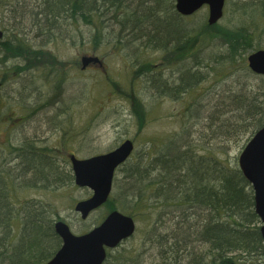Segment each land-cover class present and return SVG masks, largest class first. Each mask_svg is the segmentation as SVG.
<instances>
[{
  "label": "trees",
  "instance_id": "16d2710c",
  "mask_svg": "<svg viewBox=\"0 0 264 264\" xmlns=\"http://www.w3.org/2000/svg\"><path fill=\"white\" fill-rule=\"evenodd\" d=\"M36 8L41 17H36ZM36 8L23 13L33 21L28 25L35 26L32 33L52 35L53 40L58 38L55 33L62 31L59 28H70L67 36L75 42L70 35L73 27L81 38L82 27H86L94 45L92 53L98 52L107 37L123 50L141 42L163 56L172 54L177 61L175 52L185 49L184 58L193 59V63L183 65L179 76L163 78L162 69L150 70L151 63H143L141 76H151L150 83L154 82L159 96L164 93L178 99L204 84L209 76H216L217 82L236 77L213 97L206 90L201 98H192L184 107V117L189 119L184 129L161 143L155 156L128 160L106 205L133 218L150 216L155 205L171 206L174 220L181 211L178 223L182 228L186 221L187 228L182 238L168 239V248L159 256L161 264H184L185 260L189 264L264 262V239L251 184L237 163L220 157L221 145L215 149L217 153L210 154L214 148L210 150L196 136L198 126L212 130L215 125L213 138L222 143L219 137L223 136L231 142L247 134L251 138L264 125V78L252 76L247 65L249 53L264 49V0H238V20L232 26L220 22L209 25L201 19L188 28L180 21L190 16L177 12L175 0H37ZM62 21L68 25L63 26ZM50 26L55 27L54 33L45 29ZM206 47L212 51L200 53ZM16 48L6 47L12 52ZM23 48L37 49L28 41ZM240 74L260 77L261 85L240 82ZM60 78L65 76H57L54 83L58 94ZM30 140L22 143L27 150L24 155L12 153L14 157L8 158L17 161L11 168L5 166V158L0 160V264H46L62 245L55 231V222L61 218L54 206L36 198L21 202L15 193L17 185L55 190L74 184V175L59 157L32 147ZM201 148L206 153L201 154Z\"/></svg>",
  "mask_w": 264,
  "mask_h": 264
},
{
  "label": "rangeland",
  "instance_id": "374dc122",
  "mask_svg": "<svg viewBox=\"0 0 264 264\" xmlns=\"http://www.w3.org/2000/svg\"><path fill=\"white\" fill-rule=\"evenodd\" d=\"M237 3L238 0H230L227 3L224 17L220 20L221 24L232 26L237 22ZM36 6L37 0H0V23L9 30V35H12L11 30L14 26H28L33 22L24 17L23 13ZM37 8L36 17H41L40 9ZM208 13L209 8L205 5L189 18H181L180 22L187 28L196 26L201 19L207 20ZM62 22L63 26L68 25ZM82 28L83 38L80 33L74 32L73 27L70 35L74 37L75 42L70 41L67 36L70 28H59L62 31L55 33L58 38L53 39L52 43L46 44L48 40H42L35 45L36 48L46 47L38 57L34 54L26 61L22 59L20 63L0 64V79L5 82L2 92L3 106L0 111V160L6 159L7 168H11L17 162L8 160L14 157L12 153L15 150L12 144L33 137L37 141L32 140L36 142L32 147L55 154L66 169L71 168L70 153H75L79 158L88 157L108 151L127 138L135 141L132 161L140 157L146 159L147 156H155L161 143L173 139L177 132L184 129V123L189 121L184 117V107L192 98H201L206 90L210 97H213L217 89H221L228 81L236 78H224L217 82V77L213 75L209 76L204 84L178 99L164 93L159 96L153 87L154 82L150 83L151 76L149 78L141 76L145 71L143 63L149 61L150 70L162 69L163 78L179 76L178 71L183 65L193 63V59L184 58L185 49L177 54L175 52L180 63L185 60L179 65L177 63L179 61L170 53L163 56L160 51L145 48L141 42L140 45L131 43L130 48L123 50L115 46V42L106 35L107 40L98 46L96 52L104 60L103 68L81 72L76 61L81 67L82 55L86 52L90 54L91 46H94L88 38L87 28ZM31 35L35 33L31 32L27 37L31 38ZM210 51H212L210 47L200 49V53L206 54ZM3 55L0 53V56ZM17 64H20V67ZM59 66L67 69L68 76L59 79L61 87L57 88L60 90L58 94L54 91L57 79H52V76H40L39 73L41 68ZM24 68L26 71L22 70ZM21 72L23 74L19 76ZM246 76L250 75L240 74V82L248 81L255 87L261 85L260 77ZM197 128L199 130L196 133V136L199 135L197 138L210 150L214 148L210 154L217 153L215 149L221 145L220 157L232 164H238L239 155L249 141L250 135H244L231 142L225 141L222 136L219 137L221 143L216 137L213 138L212 130L216 129L215 125L212 130L200 126ZM199 150L201 154L206 153L202 148ZM116 176L121 179L122 170H119ZM16 190L15 194L21 202L36 198L54 206L58 217L69 223L75 233H81L100 223L111 211V205H104L88 219L83 220L74 211V205L77 201L90 196L91 190L79 187L75 183L55 190L23 188L17 185ZM17 203L19 204V201ZM153 207L150 216L135 218L137 227L134 236L111 251L109 264H161L159 256L168 248L166 247L168 239H172V236L182 238L181 233L187 228V222L184 221L181 228L178 223L182 220L181 211L177 212L178 218L174 220L170 214L171 206ZM15 230L18 233V228ZM260 263L262 262L256 264ZM184 264H189L188 260H185Z\"/></svg>",
  "mask_w": 264,
  "mask_h": 264
},
{
  "label": "water",
  "instance_id": "95a60500",
  "mask_svg": "<svg viewBox=\"0 0 264 264\" xmlns=\"http://www.w3.org/2000/svg\"><path fill=\"white\" fill-rule=\"evenodd\" d=\"M176 9L182 15H191L203 5L209 6L208 23L216 24L224 14L225 0H175ZM3 32L0 31V38ZM249 67L264 75V49L248 56ZM98 56L83 57L84 67L90 62H100ZM1 87V83H0ZM1 103V96H0ZM134 143L127 139L114 150L79 159L71 155L75 183L89 187L91 197L76 203L75 211L83 219L103 205L109 198L116 169L132 154ZM239 167L255 193V211L261 219L260 231L264 239V125L251 137L238 159ZM136 223L132 216L119 210L111 211L106 218L90 231L75 234L63 220L55 222V231L62 239V246L46 264H103L106 248H114L134 235Z\"/></svg>",
  "mask_w": 264,
  "mask_h": 264
},
{
  "label": "flooded vegetation",
  "instance_id": "af4514ba",
  "mask_svg": "<svg viewBox=\"0 0 264 264\" xmlns=\"http://www.w3.org/2000/svg\"><path fill=\"white\" fill-rule=\"evenodd\" d=\"M28 28V30H27ZM35 28V26H33V28L31 26H14L12 28V35H9V30L7 28H5L1 23H0V30L3 31V39L0 40V53L4 54L3 56H0V57H4V58H0L1 62L3 65H8V63H13L15 64L16 62H21V60L23 59V61L26 59H29L30 57H33L34 54H37V57L39 56V54L42 52V50L46 47L43 48V46L40 48H37V49H34V50H31V51H25V49L23 48V46L26 44V41H28L29 43L33 44V45H36L37 43H39L41 41V39H44V41L48 40L46 42L47 43H52L53 40H52V35H34L33 38L36 39L34 42L31 40L30 37H27V34H29V32H32L33 29ZM15 29V30H14ZM45 29H49L50 30V33H53L56 31L55 27H45ZM24 32V33H23ZM35 32V31H34ZM55 35V34H54ZM25 38V39H24ZM26 38H28L29 40H26ZM10 45H13L14 47L17 46L18 49L16 48V52H12L10 50H7L6 47ZM1 48H2V51H1ZM89 55V53H84V55ZM83 56V55H82ZM19 67H20V64H17ZM76 65H77V68L78 70L80 69L81 72H85V71H88L89 69H92V68H103V64H99V63H90L86 68H83V66H79L80 63L78 61H76ZM51 66V64L49 65ZM23 67V66H22ZM80 67V68H79ZM30 68V67H28ZM62 66H59L58 68L56 67H52L50 69H47V68H41V72L39 73L40 76H52V79H57V76H68V72H67V69L66 73L64 72H57V70H61ZM39 69V67H38ZM23 71H26V68L22 69ZM16 74V73H14ZM23 74V72L19 73V76ZM0 82L2 84L1 86V91L3 92V88H4V84L5 82H3V79H0ZM3 106V101L1 103V107ZM20 119V118H19ZM23 119V118H21ZM26 137H32L30 135H26ZM25 140H30V139H24L23 141L21 142H18V143H14L12 144V148L13 150H15L14 153H18V154H21L20 151L22 150L23 151V155L24 153H26V148L24 146H22V143L25 142ZM33 140L37 141L36 138L33 137ZM32 143V140H30L29 144ZM36 143V142H34ZM118 248V247H117ZM115 248V249H117ZM113 249H107V257L104 261L103 264H109L108 261H109V255L111 253Z\"/></svg>",
  "mask_w": 264,
  "mask_h": 264
}]
</instances>
